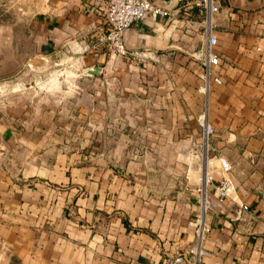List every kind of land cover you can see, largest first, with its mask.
Returning a JSON list of instances; mask_svg holds the SVG:
<instances>
[{
	"label": "crops",
	"instance_id": "crops-1",
	"mask_svg": "<svg viewBox=\"0 0 264 264\" xmlns=\"http://www.w3.org/2000/svg\"><path fill=\"white\" fill-rule=\"evenodd\" d=\"M105 2L20 0L0 20V80L62 64L35 89L52 99L0 108V264H165L195 242L207 149L232 163L236 190L210 186L199 264H264V0H217L222 82L208 96L199 0H157L170 15L133 23L126 55L97 42ZM205 100L215 132L181 184Z\"/></svg>",
	"mask_w": 264,
	"mask_h": 264
},
{
	"label": "built area",
	"instance_id": "built-area-1",
	"mask_svg": "<svg viewBox=\"0 0 264 264\" xmlns=\"http://www.w3.org/2000/svg\"><path fill=\"white\" fill-rule=\"evenodd\" d=\"M206 13L207 39L203 45L201 57V69L198 71L200 78L199 89L208 96L213 82L221 83L222 78L215 74V68L219 65L221 58L216 50L218 38L213 33V16L220 7L217 0H199ZM147 13L153 16L170 15V11L157 2V0H106L102 15L106 26L97 35V42L105 45L111 53L129 54L131 51L126 43V32L129 27L141 20ZM198 124L201 127L202 145H209L210 137L215 128L208 117V106L206 105L198 116ZM218 164H217V163ZM232 163L224 156L211 159L207 156L205 172L201 178L198 190L201 194L199 209L192 220L195 242L189 248L169 257L165 264H181L192 259L199 264L207 253L204 242L211 232V225L207 220L209 209L214 205L210 197V186L214 185L220 199L231 196L236 185L231 174ZM216 176L219 177L216 180Z\"/></svg>",
	"mask_w": 264,
	"mask_h": 264
},
{
	"label": "rangeland",
	"instance_id": "rangeland-1",
	"mask_svg": "<svg viewBox=\"0 0 264 264\" xmlns=\"http://www.w3.org/2000/svg\"><path fill=\"white\" fill-rule=\"evenodd\" d=\"M20 0H0V20H6V19H11L15 17L16 13V7H18ZM74 64V63H73ZM66 64H63L65 66ZM62 67V64H56L52 63L51 68L48 66L46 69L37 71L35 67H33V64L30 65L29 69H26L23 72L17 73L13 76H10L8 78H5L3 80H0V108H6V106L11 103L12 100H22L30 98L31 100L35 99L36 102H41V104L44 103V99L48 98L52 99L51 97H45V94L42 91L35 90L39 89V87H42L44 85L43 80L48 76L49 72L51 70H59V68ZM69 71L68 73L74 74L71 71L70 68L73 67V65L68 66ZM36 70L37 72H34ZM71 81L69 82V85H73L74 82L73 80L75 78H69ZM56 96V98H60L58 94L54 95L53 98ZM38 103H35L36 106ZM208 104V100H205L204 107ZM33 104V106H35ZM32 110H30V114L32 116H35L37 114H42L43 111L39 110H33V107L30 106ZM37 108V107H36ZM28 107L24 110L27 111ZM24 113V112H23ZM71 130V129H70ZM70 135V133H68ZM192 135V133H190ZM201 141H202V136L201 133L199 135ZM70 142V141H69ZM202 142L198 144V146L193 145L191 143L190 145H186L185 150H184V155H182V159H180V168H181V173L179 175V180L181 184H187L188 183V174L185 172L186 166L189 165V162L192 160V158L199 157L201 158L203 156V148L200 146ZM71 143H69V146ZM76 145V144H72ZM200 146V147H199ZM208 149H207V156H208ZM185 170V171H184ZM169 177L170 181V176H164V179L167 180ZM199 185V184H198Z\"/></svg>",
	"mask_w": 264,
	"mask_h": 264
},
{
	"label": "water",
	"instance_id": "water-1",
	"mask_svg": "<svg viewBox=\"0 0 264 264\" xmlns=\"http://www.w3.org/2000/svg\"><path fill=\"white\" fill-rule=\"evenodd\" d=\"M98 69H92L90 72H97Z\"/></svg>",
	"mask_w": 264,
	"mask_h": 264
}]
</instances>
